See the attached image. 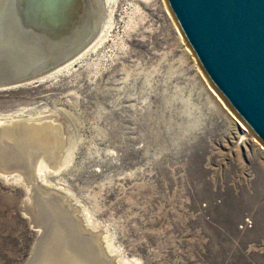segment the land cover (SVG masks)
Listing matches in <instances>:
<instances>
[{
    "label": "rangeland",
    "instance_id": "rangeland-1",
    "mask_svg": "<svg viewBox=\"0 0 264 264\" xmlns=\"http://www.w3.org/2000/svg\"><path fill=\"white\" fill-rule=\"evenodd\" d=\"M166 5L104 3L95 46L0 90V264H264V146Z\"/></svg>",
    "mask_w": 264,
    "mask_h": 264
},
{
    "label": "water",
    "instance_id": "water-1",
    "mask_svg": "<svg viewBox=\"0 0 264 264\" xmlns=\"http://www.w3.org/2000/svg\"><path fill=\"white\" fill-rule=\"evenodd\" d=\"M95 1L0 0V89L40 83L75 58L102 27ZM165 1L202 73L264 146V0Z\"/></svg>",
    "mask_w": 264,
    "mask_h": 264
},
{
    "label": "bare ground",
    "instance_id": "bare-ground-1",
    "mask_svg": "<svg viewBox=\"0 0 264 264\" xmlns=\"http://www.w3.org/2000/svg\"><path fill=\"white\" fill-rule=\"evenodd\" d=\"M95 0H93V2L92 3H94L95 4ZM109 2H111V0H105V6L106 5H108L109 4ZM105 6H104V8H105ZM107 7V6H106ZM92 12H94V11H92ZM107 11L105 10V13H106ZM91 14V13H90ZM90 16V18L92 19V20H94L95 19V17H93V16H91V15H89ZM109 16L108 15H105V17L103 18V24H102V27L101 28H99L100 30V35H98L99 37H97V39H93L92 41H90V43L80 52V53H82L90 44V46L88 47V49L86 50V51H88V50H90L93 46H95L96 44H97V41H99V39H100V37L102 36V34L104 33V31L106 30L105 28H107V26H108V23H109ZM96 35V36H97ZM92 42H94V43H92ZM80 53H78V55L76 56V57H78L79 55H80ZM76 57L74 58H72L71 60H69V61H67V62H65L64 64H62L61 66H58V68H56L55 70H53V71H51L50 73H48V74H46L45 76H43V77H41L40 78V80H42L43 78L45 79V78H50V77H53L52 75H55V74H58V73H60L61 71H63L64 70V68H66L67 66H69V64L71 63V62H73V61H75V59H76ZM79 59V58H78ZM71 65V64H70ZM32 84H34V83H32ZM27 84H24V85H20L19 87H23V86H26ZM29 85H31V84H29ZM28 86V85H27ZM15 88H17V87H15ZM0 90H2V89H0ZM3 118V117H2ZM1 121V120H0ZM1 123V122H0ZM241 124H242V126H244L245 124H243L242 122H240ZM48 126V125H47ZM245 128H246V126H244ZM27 133V132H26ZM43 151V150H42ZM50 153H52V152H50ZM47 154V153H46ZM39 155H41V154H39ZM64 155V154H63ZM45 157V156H44ZM52 158H53V155L51 156ZM68 157V156H67ZM38 158V157H37ZM40 159H38L36 162H35V164H34V169H32L33 170V178L32 177H30V180L29 179H25V182H27V184L28 183H31L32 181H34L33 183H37V182H39L38 180H40V179H42L45 183H49L50 182V180H48V175H49V172H51V168L50 167H52V163H51V161H47L46 159H41V157H39ZM55 158V157H54ZM66 158V157H65ZM36 160V159H35ZM59 161V160H58ZM65 161H67V159H65ZM53 162V161H52ZM61 164V163H60ZM63 165V164H62ZM66 165V162L64 163V165L63 166H65ZM50 166V167H49ZM56 167V166H55ZM0 170H3V169H1L0 168ZM54 170V169H53ZM3 172V171H2ZM5 173V174H4ZM4 173H2L3 175L2 176H4V178L7 180V181H10V180H12V179H18V180H21V181H23V179H22V176H20L19 174H17V173H14L13 171H9V170H6V172H4ZM13 173V174H12ZM30 181V182H29ZM24 182V181H23ZM38 184V183H37ZM34 187H36V186H34ZM33 187V188H34ZM29 188V187H28ZM37 208V207H36ZM36 219L34 218V221H35ZM36 223V222H35ZM38 225V224H37ZM82 227V226H81ZM85 227V226H84ZM87 227V226H86ZM93 227H95V228H98V225H93ZM88 228V227H87ZM88 230H90V229H88ZM92 232V231H91ZM96 236H97V234H96ZM106 245H107V249H108V251H111L112 253L113 252H115L114 250L115 249H113L111 246H110V244L108 243V241H106ZM103 251V250H102ZM74 255V254H73ZM78 256V255H77ZM126 262H128V261H126V260H124V259H119L118 260V264H125Z\"/></svg>",
    "mask_w": 264,
    "mask_h": 264
}]
</instances>
